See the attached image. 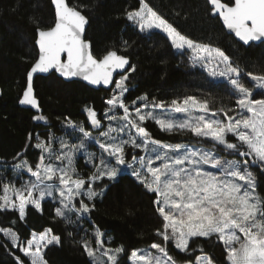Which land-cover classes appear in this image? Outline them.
<instances>
[{
    "label": "snow or ice",
    "instance_id": "1",
    "mask_svg": "<svg viewBox=\"0 0 264 264\" xmlns=\"http://www.w3.org/2000/svg\"><path fill=\"white\" fill-rule=\"evenodd\" d=\"M50 3L54 23L42 29L36 22L38 56L27 72L19 104L36 110L34 121L48 124L33 88L38 73L78 77L109 88L111 95L102 113L84 108L85 122L65 117L63 135L30 132L24 151L11 163H0V213H13L23 222L31 209L42 214L44 203H51L54 221L84 232L76 242L91 264H264V73H242L224 51L187 37L139 0L138 8L126 11V19L139 33L162 32L177 54L188 56L190 67L202 70L210 87L227 89L229 103L215 107L194 95L168 100L146 93L129 100L128 82L136 67L115 48L94 57L91 42L84 38L88 4ZM206 3L210 14L244 45L264 42V0ZM129 47L124 41L121 50ZM150 122L162 133L192 139L159 140L148 130ZM92 142L96 151L89 149ZM29 149L35 150L31 158ZM81 158L83 172L78 168ZM125 170L151 194L159 219V242L148 248L110 246L111 237L93 220L96 200ZM85 222L91 233L81 229ZM0 233L22 254L15 257L17 264H47L46 250L62 244L51 227L31 232L30 238L12 227H0ZM199 238L213 240L221 258L198 248ZM180 253L184 256L177 259Z\"/></svg>",
    "mask_w": 264,
    "mask_h": 264
},
{
    "label": "trees",
    "instance_id": "2",
    "mask_svg": "<svg viewBox=\"0 0 264 264\" xmlns=\"http://www.w3.org/2000/svg\"><path fill=\"white\" fill-rule=\"evenodd\" d=\"M81 2L88 4L85 12L89 25L85 39L91 42L94 57L99 59L107 50L115 48L136 67L128 82L129 100L146 93L149 97L168 100L194 95L209 99L210 106L215 107L229 103L227 89L210 87L202 70L190 67L188 58L177 54L163 34L139 33L126 19V11L138 8L139 0H72L74 6ZM146 2L182 34L224 51L234 64L239 65L242 73H264V43L242 46L226 33L217 18L211 16L206 0ZM37 21L42 29L53 25L54 10L50 0H0V163H11L13 156L24 151L30 132L43 134L54 131L57 136L63 135L66 130L61 125L65 117L78 124L85 122L87 114L84 108L93 107L98 114L102 113L107 107L104 101L111 95L110 91L94 90L77 81L64 82L55 74L37 77L34 91L48 124L34 121L36 114L21 108L18 101L26 87L27 72L38 56L35 46ZM124 41L130 46L127 51L121 50ZM245 79L251 83L249 78ZM148 130L153 137L165 142L192 139L190 136L162 133L152 123H149ZM34 151L29 149L26 155L31 158ZM78 168L84 171L83 159L78 161ZM261 190H264V183ZM150 195L129 173L120 174L116 182H108L102 199L96 200L92 215L94 223L111 237L110 246L124 245L130 251L159 242L160 238L155 235L159 219ZM43 209L42 214L31 209L23 222L13 213H0V227H12L22 238H30L31 232L51 227L61 236L62 244L46 250L47 264H91L90 258L76 242L84 232L59 219L54 221L51 203L45 202ZM12 220H16L14 225L10 223ZM81 229L92 231L87 222L81 225ZM199 239L198 248L221 258V250L213 240ZM20 255L0 233V264H17L15 257ZM183 256L180 253L176 258Z\"/></svg>",
    "mask_w": 264,
    "mask_h": 264
},
{
    "label": "water",
    "instance_id": "3",
    "mask_svg": "<svg viewBox=\"0 0 264 264\" xmlns=\"http://www.w3.org/2000/svg\"><path fill=\"white\" fill-rule=\"evenodd\" d=\"M222 2H225V0H222ZM52 7H53V10H54V6H53V5H52ZM209 7H210V5H209ZM211 16H212L213 18H217V19L219 20L220 24L222 25V27L224 28V30L226 31V33H227L228 35H231L232 37H234V39H235L238 43H240L242 46H244V47H249V46H251V45H260V44H263V43H264V42H262V41H254V42H250L249 45H244L243 42L239 41L238 38L235 37L234 33H231V32H230V31H229V30L223 25L222 20L219 19L218 16H213V15H211ZM88 25H89V24H88ZM88 25H86V30H87V28H88ZM85 36H86V31H85V33H84V38H85ZM37 39H38V35H37V37H36V40H37ZM35 46H36V48H37V50H38V46L36 45V41H35ZM91 51H92V47H91ZM29 70H30V69H29ZM52 74H55L59 79H61V80L64 81V82H73V81H77V82L83 83V84L86 85L87 87H89V88H91V89H94V90H105V91H109V88H106V87H104L103 85H101V86L90 85V84H88L86 81H84V80H82L81 78H78V77H73V78H70V79H65L64 77L59 76L58 73H49V74H40V73H38V74H35L34 77H33V88H34V81H35V79H36L37 77H48V76H50V75H52ZM34 93H35V91H34ZM38 101H39V100H38ZM19 106H20L21 108H23V109L30 110V111H32L33 113L37 114V113H36V110H35V109H31L29 106H25V105H21V104H19ZM41 112H42V110H41Z\"/></svg>",
    "mask_w": 264,
    "mask_h": 264
},
{
    "label": "rangeland",
    "instance_id": "4",
    "mask_svg": "<svg viewBox=\"0 0 264 264\" xmlns=\"http://www.w3.org/2000/svg\"><path fill=\"white\" fill-rule=\"evenodd\" d=\"M134 26V25H133ZM135 27V26H134ZM136 28V27H135ZM153 32H159V33H161V34H163L162 32H160L159 30H153ZM144 34H150V33H144ZM164 35V34H163ZM165 36V35H164ZM187 58H188V56H186ZM199 69V68H198ZM201 70V69H200ZM250 79V78H249ZM252 83V82H251ZM150 123H152V122H150ZM152 124H154V123H152ZM155 125V124H154ZM156 126V125H155ZM156 128H158L157 126H156ZM94 134V133H93ZM95 135V134H94ZM66 139H70V137H65ZM97 145H95V143L94 142H92V143H90L89 144V149L91 150V151H96L97 150ZM81 159H83V158H81ZM83 162H84V159H83ZM122 173H129V170H125V171H123V172H121V174ZM154 251V250H153ZM104 259H106V257L104 258Z\"/></svg>",
    "mask_w": 264,
    "mask_h": 264
}]
</instances>
